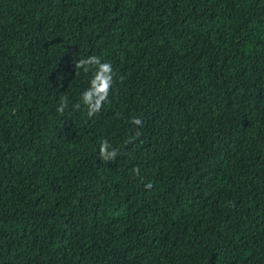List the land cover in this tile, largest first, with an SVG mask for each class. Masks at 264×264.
I'll use <instances>...</instances> for the list:
<instances>
[{"label": "trees", "instance_id": "1", "mask_svg": "<svg viewBox=\"0 0 264 264\" xmlns=\"http://www.w3.org/2000/svg\"><path fill=\"white\" fill-rule=\"evenodd\" d=\"M0 264H264V0H0Z\"/></svg>", "mask_w": 264, "mask_h": 264}, {"label": "clouds", "instance_id": "2", "mask_svg": "<svg viewBox=\"0 0 264 264\" xmlns=\"http://www.w3.org/2000/svg\"><path fill=\"white\" fill-rule=\"evenodd\" d=\"M95 63L98 65V71L103 72L105 78H109L111 80V66L108 63H100L99 60H95ZM96 91H95V96L97 99L103 98V96L105 95L106 89L104 87V81L102 79H100L99 77H97L96 79ZM136 123H139V121H136ZM101 156L104 159H110L111 157L115 156L114 152H110L108 151V146L106 144H102L101 146Z\"/></svg>", "mask_w": 264, "mask_h": 264}]
</instances>
